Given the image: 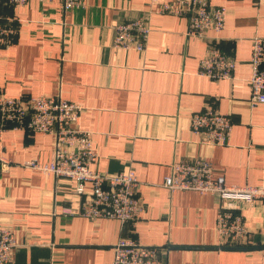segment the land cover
Masks as SVG:
<instances>
[{"label": "crops", "instance_id": "crops-1", "mask_svg": "<svg viewBox=\"0 0 264 264\" xmlns=\"http://www.w3.org/2000/svg\"><path fill=\"white\" fill-rule=\"evenodd\" d=\"M228 9L211 41L235 60L231 79L199 75L207 40L188 36L186 17L154 13L144 53L112 46L115 25L140 17L150 0H83L64 10L57 0L4 6L15 15L14 43L0 45V89L11 97L61 95L83 107L77 127L92 133L93 168L131 166L142 182L136 222L91 220L79 213L75 182L27 166L52 161V134L0 131V223L17 237L13 264H111L115 244L131 237L164 250L168 264H264L262 205L238 203L250 243L219 245V199L163 185L173 160L206 158L228 184L264 185V103H250L251 40L264 36V0H209ZM230 114L228 144L211 145L190 130L192 112ZM4 165V164H3ZM87 183L86 187L90 188Z\"/></svg>", "mask_w": 264, "mask_h": 264}, {"label": "built area", "instance_id": "built-area-1", "mask_svg": "<svg viewBox=\"0 0 264 264\" xmlns=\"http://www.w3.org/2000/svg\"><path fill=\"white\" fill-rule=\"evenodd\" d=\"M30 0H0V45H12L19 32L15 15L2 13L4 6L21 7ZM50 3L55 0H38ZM64 10L83 5V0H57ZM228 9L213 6L209 0H150L145 14L115 25L112 46L119 50L144 53L152 30L150 17L154 13L184 16L188 22L187 35L207 40L208 46L199 59L197 73L211 79H231L235 60L211 41L208 32L224 28ZM250 103H264V36L251 40ZM83 107L61 95H30L11 97L0 89V131L7 128L52 134V161L41 165L30 161L27 166L52 172L56 177L75 182V192L83 200L79 213L91 220L113 218L121 223L136 222L143 204L139 196L141 181L129 166L118 172L93 168L98 160L92 133L77 127ZM234 122L230 114L206 107L192 112L190 130L211 145L228 144ZM0 164L8 161L0 154ZM4 164V165H3ZM89 183L90 188L86 187ZM163 185L170 191L192 190L212 194L219 199L215 233L219 245L246 246L250 229L246 218L236 211L240 204L262 205L264 220V185L228 184L224 175H216L213 164L206 158L173 160ZM239 203V205H238ZM17 237L15 231L0 223V264H13ZM111 264H168L164 250L156 245L143 244L131 237H121L115 244Z\"/></svg>", "mask_w": 264, "mask_h": 264}]
</instances>
